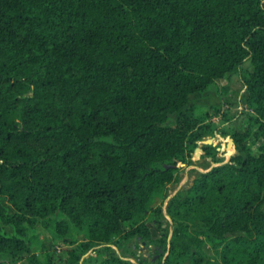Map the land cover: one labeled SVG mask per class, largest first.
<instances>
[{"label": "trees", "instance_id": "1", "mask_svg": "<svg viewBox=\"0 0 264 264\" xmlns=\"http://www.w3.org/2000/svg\"><path fill=\"white\" fill-rule=\"evenodd\" d=\"M247 61L264 140V0H0V255L53 264L30 252L37 225L83 252L147 247L166 215L157 264H264V143L252 151L248 131L148 219L154 193L215 135L219 109L197 115L190 96Z\"/></svg>", "mask_w": 264, "mask_h": 264}, {"label": "rangeland", "instance_id": "2", "mask_svg": "<svg viewBox=\"0 0 264 264\" xmlns=\"http://www.w3.org/2000/svg\"><path fill=\"white\" fill-rule=\"evenodd\" d=\"M251 63L247 61L242 68L229 80L218 82L206 94H194L190 96V101L195 105V112L201 115L205 112L213 114V108L219 109V113L212 116L210 122L215 129L214 136H207L196 143L195 148L190 151L188 164H180L179 170L174 173V180L168 183L163 189L154 193L149 202L148 219L151 218V213L159 208L163 201V213L167 201L175 194L182 191L186 186H190L193 180L199 173H204L222 163H226L233 155L236 154L235 145L231 136L235 132H249L245 139L252 151H257L264 143L263 139L255 137V127L252 125L251 119L255 114L246 107V91L243 86L241 77L243 74L251 71ZM211 139L212 149L205 150L204 142ZM163 221V226L160 228L158 224L149 223L148 227L151 232L152 243L145 246L143 243L133 239L125 243L122 247L110 245L108 250L102 247H95L87 252H83L78 244L71 246L63 243L61 240L55 239L41 225H37L27 235V241L30 252L40 260L49 258L53 264H73L69 259V254H80V259L77 264H95L96 261L105 257V254L113 253L121 259L130 261L133 264H157L165 258L155 253L154 245L162 237L164 233H168V240L173 230V226L169 218L164 215L160 218ZM73 233L78 240H82L81 234L75 229ZM151 246V247H150ZM99 249V252H95ZM204 251L213 256L214 251L211 242H206ZM161 254V253H160ZM0 261H6L2 264H31L25 257L21 259H12L6 255H0Z\"/></svg>", "mask_w": 264, "mask_h": 264}, {"label": "water", "instance_id": "3", "mask_svg": "<svg viewBox=\"0 0 264 264\" xmlns=\"http://www.w3.org/2000/svg\"><path fill=\"white\" fill-rule=\"evenodd\" d=\"M206 145H212V143H211V139H208L207 141H205L204 142ZM228 162V161H227ZM226 162V163H227ZM222 164H225V163H222ZM221 165V164H220Z\"/></svg>", "mask_w": 264, "mask_h": 264}]
</instances>
